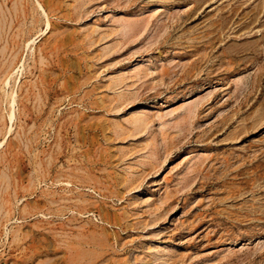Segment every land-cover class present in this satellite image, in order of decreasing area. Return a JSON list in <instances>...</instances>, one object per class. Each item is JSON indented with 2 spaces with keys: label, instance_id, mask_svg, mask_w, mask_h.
<instances>
[{
  "label": "rangeland",
  "instance_id": "rangeland-1",
  "mask_svg": "<svg viewBox=\"0 0 264 264\" xmlns=\"http://www.w3.org/2000/svg\"><path fill=\"white\" fill-rule=\"evenodd\" d=\"M0 264H264V0H0Z\"/></svg>",
  "mask_w": 264,
  "mask_h": 264
},
{
  "label": "bare ground",
  "instance_id": "bare-ground-1",
  "mask_svg": "<svg viewBox=\"0 0 264 264\" xmlns=\"http://www.w3.org/2000/svg\"><path fill=\"white\" fill-rule=\"evenodd\" d=\"M11 97H12V96H11ZM11 99H12L11 101L13 102V97H12ZM13 103H14V102H13Z\"/></svg>",
  "mask_w": 264,
  "mask_h": 264
}]
</instances>
